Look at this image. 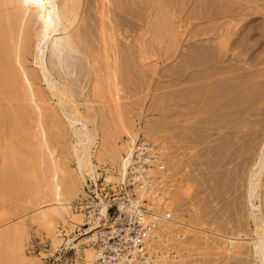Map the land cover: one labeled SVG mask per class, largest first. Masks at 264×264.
<instances>
[{
	"label": "rangeland",
	"instance_id": "1",
	"mask_svg": "<svg viewBox=\"0 0 264 264\" xmlns=\"http://www.w3.org/2000/svg\"><path fill=\"white\" fill-rule=\"evenodd\" d=\"M168 1L140 0L135 33L126 32L128 38L133 35L137 40L127 42L125 37L120 48L125 54L120 57L121 76L117 69L107 67L104 57H95L97 61L89 65L94 63L101 71L82 78L85 88L76 87L75 102L68 108L91 121L103 158L119 150L122 157L123 140L134 133L165 150L174 184L168 203L174 207V219L206 231L168 223L158 232L154 251L160 264H258L252 243L239 240L231 245L228 238H251L256 232L247 191L251 167L264 141V15L249 17L259 18L260 30H256L260 34L253 33L263 41L243 39L242 46L235 38L247 32L239 29L243 19L232 20L230 8L221 18L217 14L216 20L219 0H208L210 8L207 0H188L189 5L184 0ZM197 1L208 6H196ZM259 8L263 13L264 8ZM18 12L15 21L10 19L15 25L11 42L15 53L30 45L27 32L23 35L20 29L23 11ZM92 40L94 48L98 42L92 44ZM97 47L90 53H101ZM23 60L30 76L37 75L32 73V56L25 59L22 54ZM33 79L38 92L12 90L0 100V264L7 251L21 255V262L12 264H95L87 251L92 245L89 227H83L84 215L71 210L67 220L56 219L54 225L42 217V208L55 202L52 185L62 186L71 208L83 196L85 186L71 150L70 127L45 86ZM104 166L111 168V161ZM105 168L100 172L108 174ZM259 191L260 200L255 202L261 204L264 221V174ZM261 231L264 235V227ZM68 238H77V246L66 245Z\"/></svg>",
	"mask_w": 264,
	"mask_h": 264
},
{
	"label": "bare ground",
	"instance_id": "2",
	"mask_svg": "<svg viewBox=\"0 0 264 264\" xmlns=\"http://www.w3.org/2000/svg\"><path fill=\"white\" fill-rule=\"evenodd\" d=\"M96 1H97L96 2L97 4L95 2L93 3L92 0H0V100H1V97L6 96L8 93H11L12 90H15V91L20 90V93L23 94V92H25V89L28 88V90L32 92V94H34L35 83L32 82V79L37 76V78L36 79L34 78L33 80H36L35 82H38L39 85H41L42 87L45 86L46 90L49 92L50 97L56 101V105L62 111L63 116L66 119V123L70 127V133L72 136V142H71L72 149L71 150L73 151V157H75V160L77 163L78 177L81 180V183L84 184V186H87L90 180L97 181L96 179L97 176L101 175L100 169L105 168L104 165L107 164L108 161H111L112 167L105 168L108 172L106 176V181L111 182V180L113 181L124 180V177L127 173L128 163H127V160H125L123 153L121 157L120 150L116 152H111L108 154V156H105V158H103V155H101V151H100V143H98V140H97L96 130L95 128H91V125H90L91 121L85 116H83L78 110L76 109L71 110L68 108V106L69 104L75 102L72 96L75 92H77V90L75 91L76 87H78L79 89L85 88L84 83L82 85V82H83L82 78H84V76L86 75H88L89 77V75H91L92 72H95L96 74V73H99V71H101L97 69V67H95L94 63L93 65H89L94 59L95 61H97L96 58L99 59V56H102V58L104 57L107 67L112 66L111 68H113V70L117 69V73L119 70H122L123 65L121 63L122 60L120 59L123 58V56H125V54L124 55L121 54L122 53L121 46H122V43H124L123 38L126 37L128 39L127 42H129V38H131V42L132 41L135 42L137 40L135 37H133V35H130L128 38L129 34L127 35L126 32L133 31L136 28L135 20L138 19L137 11L139 9L138 6H140V0H124V1L123 0H96ZM179 1L182 2V0H179ZM123 2L125 3V5H123ZM206 2H208L207 4H209L210 1L207 0ZM212 2H215V1H212ZM169 3H172V2H169ZM184 3L188 4L189 1L187 0L185 2L184 0ZM197 3L198 1L196 2V6H197ZM177 4H174V5L177 6ZM207 4L205 5L204 3L206 7L208 6ZM210 4H209V8H210ZM216 4H217V7L216 9H214V11L216 10L214 16L215 15L217 16V14L219 15V17L220 15L222 16L223 14L227 15L229 11H231V13L228 15L229 16L232 15L231 16L232 20H236L238 22V20H240V18L242 17L241 19H243V22L240 21L239 23L241 24L242 22L243 24L241 25L239 29L247 30V32L244 31L245 34L242 33L244 34L243 35L244 37H241V38L238 37L237 39L235 38V42L237 44H238V41L241 42L240 40H243V39H244V42L246 41L248 43L250 41L255 42L256 40L257 41L262 40V37L257 38V35L255 34V32L253 33V31L258 29V25H256L257 23L256 20H258L259 18L258 17L249 18V17L254 16L257 13L264 15V12L261 13L259 11L261 10V8L259 7L264 8V0H219V3H216ZM204 5L202 6L204 7ZM190 6H189V9L193 7L196 8L194 5L193 7H190ZM213 6L214 5L212 3L211 7ZM206 7L204 8L206 9ZM213 8H215V6ZM180 9H178V12ZM182 9L184 10V8ZM205 9L203 11H205ZM227 9L228 10L230 9V10L226 11ZM18 10L23 11L22 19L20 23L21 24L20 29H22L23 27V35L27 32V35L30 38V40L29 38L28 40L27 39L26 40L29 41L30 45H29L28 50L27 48L23 50L18 49L16 50V53H15L14 45L12 46L11 44V42L14 41V37H15L13 35V31H14L13 29L15 28V25L13 24L14 22L10 21V19L14 18L12 20L15 21V19L17 18V15L19 14ZM174 10L176 11L177 8L174 7ZM206 11L205 12L208 13V11H212V9L206 10ZM204 15H207V14H204ZM210 15L213 17L212 13H210ZM245 17H247V19ZM217 19H219L218 16L216 17V20ZM8 20L11 23L10 25H7L6 26L7 28H6L5 24H6V21ZM232 22L236 23L235 21H232ZM232 22L231 24L233 25ZM263 23H262V26H264ZM234 26L236 25L234 24ZM262 29L263 28L261 27V30ZM258 30H260V28ZM258 30L256 31L258 32ZM133 33L135 32L133 31ZM235 33H238V32H235ZM258 33L260 34V32ZM91 39H93L94 41L96 40L98 42V45H97V43L93 42V40L91 41L92 44L94 43L96 44L94 48H92L91 46V43H90ZM209 39L211 40V38ZM164 41L166 40L164 39ZM235 42H233V44ZM244 42L243 41L241 42L242 46L244 45ZM16 43H18V39H16ZM88 43H90V45ZM256 43L255 45H257ZM86 44L88 47L91 46V48L93 49L92 52L95 51L94 49L96 48V46H99L97 48H99V51L101 53H99L98 55L91 54L90 53L91 48L89 47L90 49L89 48L87 49ZM241 44L238 46H241ZM126 45L129 46V44H126ZM131 47H134V46L131 45ZM134 50L132 52L136 53V51ZM132 52L128 53L129 56H130V53ZM255 53L253 56H255ZM14 54L16 55V62H17L18 68L17 66H15V63H14L15 62ZM22 54H23V58L25 59L28 57V54L32 56L31 64H32V68L34 69V71L32 69V73L37 72V75H35L36 73L32 74L33 78L31 77L32 75L30 76L28 70L26 69L27 60L22 61ZM247 54H248V51H247ZM102 58H100V60ZM119 62L121 65L119 64ZM132 64L134 65V63ZM99 65H101L100 61H99ZM120 66H122L121 69H120ZM103 67L100 66L101 69ZM122 71H120V73H122ZM105 73L103 72V74ZM119 76H121V74ZM119 76L116 78L119 79ZM21 77L23 81H21ZM68 77L69 78L72 77V79H69ZM76 81L77 82L79 81L78 85H75L77 83ZM74 82L76 83L74 84ZM119 82H120V79H119ZM42 87L41 89L44 90ZM115 87H119V86L116 85ZM118 89L120 90V88ZM46 90L44 91L46 92ZM40 96L42 95L40 94ZM25 99H27V97L24 98V100ZM78 104H80V101L74 106L77 107ZM35 106L36 105H34V107ZM36 108L37 107H35L34 109L36 110ZM44 108L45 107H43V109ZM45 111L48 112V110H45ZM45 115L47 116V114ZM48 116H50V114H48ZM138 134L139 133H134V135L130 134L126 137L135 139L137 138ZM162 150L164 153L162 158L164 159V163L167 167L166 153L163 148ZM57 167L58 166H56L55 168ZM58 169H59V172L62 173L59 167ZM167 169L171 172V170L168 167ZM111 170H114L113 172L116 173L117 176L114 175V173L111 172ZM263 174H264V141L261 145L260 152L258 153V156L251 167L250 174H249L248 191H247L248 203L251 206L250 217H252L255 221L256 232L254 234V237L251 236V238H249L248 236L243 237V238H228L231 245L236 243L239 240L242 242L245 241L247 243H252L253 252H254V255H255V258L258 264H264V235L261 231V229H263L264 227V221H263V215L261 212V204H257L255 201L260 200L259 190L261 187V176ZM52 186H53L52 191L54 193L53 201L55 202L53 204H49L42 208L43 209L42 217L45 218L46 221H48L50 224L54 225L55 223L54 221L56 219H62V220L68 219V217L70 216L71 210H73V205L71 208V204L67 203L64 200V197L61 193L62 186L60 184L57 183ZM161 186L163 187L162 192H164V194L163 195L157 194L155 202L156 203L157 201L164 202V199H166L167 201L166 206L169 209V211H171L173 215V219L171 221L162 222L159 225V227H157L152 233V236H151L152 241L149 245V258L152 260L153 264H160V258H158V256L154 253V251H156L155 246L159 242L158 232H160L164 228V226H166L168 223L180 224L186 228H195L199 230L202 229L203 231L205 230L204 228H200V227L195 226L194 224L188 223L184 219L183 220L174 219V207L171 204H168L170 200L172 199L171 196L173 194L172 192L174 189L173 178H170L169 176L163 179V184ZM99 198H100V201L98 204V213L89 222H87V219L84 216L86 222L89 225V229H86V230H90V232L106 216V210H107L108 205L106 201H104L100 195H99ZM83 224L84 223H82V225ZM218 236H222V235L218 234ZM91 237L92 235L88 237L90 244H91ZM76 240L77 238H68L66 240V245L77 246L75 244ZM87 251L89 252L88 255L91 258V261L93 262L95 261L94 263L96 264L98 261L97 259L98 253L96 249L92 246V249H87ZM14 262H21V255L15 251L14 252L7 251V255L3 258V261L1 264H12Z\"/></svg>",
	"mask_w": 264,
	"mask_h": 264
},
{
	"label": "built area",
	"instance_id": "3",
	"mask_svg": "<svg viewBox=\"0 0 264 264\" xmlns=\"http://www.w3.org/2000/svg\"><path fill=\"white\" fill-rule=\"evenodd\" d=\"M122 153L128 163L124 180L107 182L106 171H101L98 180H90L83 196L72 204L73 210L89 222L98 213L99 195L108 205L106 216L89 233L98 253L97 264H153L149 258L152 233L173 219L166 199L155 202L157 194H164L161 185L171 172L160 145L141 135L125 137ZM87 222L84 228L89 227Z\"/></svg>",
	"mask_w": 264,
	"mask_h": 264
}]
</instances>
